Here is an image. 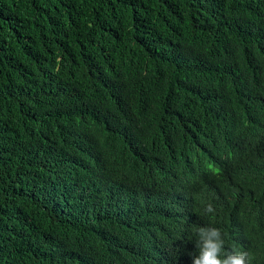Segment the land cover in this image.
<instances>
[{"label": "trees", "instance_id": "obj_1", "mask_svg": "<svg viewBox=\"0 0 264 264\" xmlns=\"http://www.w3.org/2000/svg\"><path fill=\"white\" fill-rule=\"evenodd\" d=\"M198 226L264 264V0H0V264H192Z\"/></svg>", "mask_w": 264, "mask_h": 264}, {"label": "clouds", "instance_id": "obj_2", "mask_svg": "<svg viewBox=\"0 0 264 264\" xmlns=\"http://www.w3.org/2000/svg\"><path fill=\"white\" fill-rule=\"evenodd\" d=\"M191 98H193V93ZM102 125L108 130H115L117 128V122L110 123L105 119L104 122L99 125L100 128ZM159 130L160 124L157 116L151 112L143 110V114L139 121L131 127L128 134L123 135L122 140L129 145H134L137 148L146 151L155 144L159 143ZM72 132L73 131L71 130H67V133ZM218 132L229 133L232 138H239L247 134L246 129L241 124L220 125L218 126ZM97 146L83 147V155H80L78 146H76L73 142L64 141L52 157L54 159L55 156L59 157V167L61 169H66L67 165L74 169L80 159L79 156L82 158L91 157ZM69 149H71L72 152L69 153ZM169 154L183 157V159L188 158L182 151L179 150H163L156 153L155 156L158 158H166ZM115 157L118 159L120 164L126 159L120 148H118L115 152ZM176 170L178 169L169 171L161 169L159 186L167 183L171 179V174ZM206 212H214V208L211 204L207 205ZM193 231L195 232L197 238L195 239L196 252L190 254L192 257V264H251V257L247 251H239L235 249L231 251L225 250V239L220 229L216 227L198 226L194 227Z\"/></svg>", "mask_w": 264, "mask_h": 264}]
</instances>
